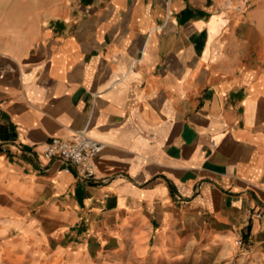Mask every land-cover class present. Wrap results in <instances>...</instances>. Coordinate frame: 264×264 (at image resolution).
I'll list each match as a JSON object with an SVG mask.
<instances>
[{"label":"crops","instance_id":"obj_1","mask_svg":"<svg viewBox=\"0 0 264 264\" xmlns=\"http://www.w3.org/2000/svg\"><path fill=\"white\" fill-rule=\"evenodd\" d=\"M0 264H264V0H0Z\"/></svg>","mask_w":264,"mask_h":264},{"label":"built area","instance_id":"obj_2","mask_svg":"<svg viewBox=\"0 0 264 264\" xmlns=\"http://www.w3.org/2000/svg\"><path fill=\"white\" fill-rule=\"evenodd\" d=\"M103 147L100 142L82 133L74 141L53 138L44 146L43 154L50 160L59 158L73 163L78 167L80 177L89 181L96 177V161Z\"/></svg>","mask_w":264,"mask_h":264}]
</instances>
